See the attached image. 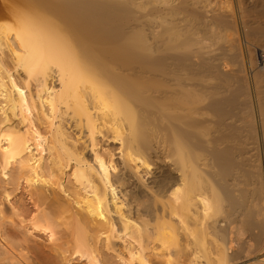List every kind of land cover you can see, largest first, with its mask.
Returning <instances> with one entry per match:
<instances>
[{"label": "bare ground", "instance_id": "obj_1", "mask_svg": "<svg viewBox=\"0 0 264 264\" xmlns=\"http://www.w3.org/2000/svg\"><path fill=\"white\" fill-rule=\"evenodd\" d=\"M197 6L0 0V171L29 188L0 264H264V69L233 76Z\"/></svg>", "mask_w": 264, "mask_h": 264}, {"label": "rangeland", "instance_id": "obj_2", "mask_svg": "<svg viewBox=\"0 0 264 264\" xmlns=\"http://www.w3.org/2000/svg\"><path fill=\"white\" fill-rule=\"evenodd\" d=\"M195 2L198 5L197 7L203 9L206 12V14H207V16L206 15L203 16V17H206V18H204V21L207 24H205V22H202L203 21V19H202L203 17H199L201 19L198 20L197 22L202 20L200 22V24L203 23L206 26L208 25L205 29H201V30L197 29L196 32L200 33V34H198V37L200 36L199 38H201V40L203 41V43L205 45H207V46L209 45L208 47H209V49H210V51L212 53H215L217 51L216 54L218 52H219L218 54H220V53H222L223 55L225 54L223 57L225 59H226V57H228L227 61L229 62V65H230L229 69H231V72L233 73V76H235V77L242 76V78L245 81L246 85H250L249 83L251 81V76H252L253 72L256 71V70H260V71L263 70L261 68L259 55H260V53H264V36H262V34L264 35V0H195ZM261 13H263V15ZM217 16H222L224 20H228L229 19V21H227V23L223 24L224 26L222 24L219 25L218 22H215L216 21L215 18ZM226 17H227V19H226ZM229 17L231 18V20H230ZM239 17H242V18H239ZM190 19H192V16H191ZM190 19H189V23L191 22ZM244 19L247 21L246 22L247 24L245 23ZM242 20L244 21V23L246 25H244ZM230 21H232L231 22L232 24L228 23ZM0 22H1V25H5L6 27H8L7 28V32H9V33L12 32L11 31L12 30V25L8 24V26H7V19L6 20H2L1 19ZM217 23H218V25L220 27L216 25ZM205 30H207L209 33L208 32L206 33ZM210 31H211V33H210ZM212 33L216 34V35L218 34L217 37H215L216 35L213 36ZM258 34H259V36H258ZM215 38H217V39H215ZM218 44H219V46H218ZM218 47H219V49L222 48L223 51L221 50L222 51L221 52L220 50H218ZM247 48L251 49V50H253L255 52V62L256 63L251 68L247 64V58H246V54H245ZM248 87H250V86H248ZM9 174H10V171H9V169L7 170V168H6V170L0 171V183L2 182L1 186L4 187L5 190H6L5 194L0 195V211L2 210V215L4 213V217L7 216V214H8L7 211L10 208V205H9L10 202H12V201L13 202L14 201H16V202H20L21 201L23 203H24V201L26 202L27 198H26L25 194L27 193L26 190L29 189V188L26 189L27 186L23 185V187H25V189L24 190H19V192H16L14 194V196L11 195L9 197L10 198L9 201H7L6 200V199H8L7 198V177L9 176ZM9 192H11V191H8V193ZM19 199H22L24 201L19 200ZM10 200H12V201H10ZM7 204H8V206H7ZM28 207H30V205ZM0 216H1V213H0ZM1 217H0V220H1ZM259 219L260 218L255 217V220H259ZM3 221H5L4 223L6 224V226H5V224H4V226H5L6 230H7V223H9V221L7 220L6 217L4 218ZM232 226H234V224ZM2 229L4 230V227H2ZM3 230H2V232H3ZM2 232H0V238H2L1 240H2V243H3L4 241H7V237L4 238V236H7V231H4L6 233H4V232L2 233ZM233 233H234V231H233ZM233 233L231 232V234H233ZM3 234H5V235H3ZM229 235H230V232H229ZM229 235H228V238L231 239ZM33 236L29 237V240H30L31 244L34 242V240H35V242L40 243V244L41 243L42 244H47L46 242H48L47 241V235H44V234H42V235L38 234L37 235V234L34 233ZM198 236H200V234L198 235L197 232H195L194 237H195L196 240L195 239H193V240L198 242L199 238L198 239L196 238ZM231 237L233 239L232 241H234V242L237 241V240L236 241L234 240V238L235 239L237 238V236L235 234H234V236H231ZM195 241H193L194 242L193 244H196ZM194 246L196 247V245H194ZM175 247H176V245H175ZM175 247H174L173 244L171 245V247H169L170 250H172L171 251L172 254L170 255V259L172 260V256H173V259H174V257L177 255L175 257L174 261H176V259H182V257H184L183 252L185 251L184 250L183 252L182 251L179 252L178 251L179 249L177 248V250H176ZM195 247H191L193 250H195V251H193L191 249L192 253L190 252V249H188L189 252H187L188 256L185 255L186 258H188L190 256L189 254L193 255V253L200 255L199 254L200 252L196 253L200 249V248L198 249L199 244L197 243V247L196 248ZM262 247L263 246L261 245V248ZM175 250L179 252V256H178V253H176L175 256L173 255ZM258 250H259V248H258ZM184 253L186 254V252H184ZM255 253L258 256L257 261H262L264 259V247L259 252L257 251ZM181 254H183V255H181ZM198 255H195V256L197 257ZM177 257H179V258H177ZM72 264H76V263H72Z\"/></svg>", "mask_w": 264, "mask_h": 264}, {"label": "built area", "instance_id": "obj_3", "mask_svg": "<svg viewBox=\"0 0 264 264\" xmlns=\"http://www.w3.org/2000/svg\"><path fill=\"white\" fill-rule=\"evenodd\" d=\"M259 60H260L261 68L264 69V53H260Z\"/></svg>", "mask_w": 264, "mask_h": 264}]
</instances>
